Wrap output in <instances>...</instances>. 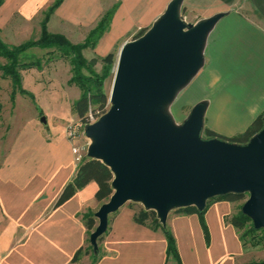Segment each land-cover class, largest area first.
Instances as JSON below:
<instances>
[{
  "label": "crops",
  "instance_id": "crops-1",
  "mask_svg": "<svg viewBox=\"0 0 264 264\" xmlns=\"http://www.w3.org/2000/svg\"><path fill=\"white\" fill-rule=\"evenodd\" d=\"M55 1L4 0L1 38L20 45L14 42L18 37L41 34ZM171 1L63 0L47 26L80 43L112 11L109 29L91 48L93 57H103L149 28ZM183 12L193 21L226 12L210 35L206 66L190 88L196 91L191 104L210 101L205 127L227 137L244 132L264 113V0H184ZM43 115L38 113L16 134L9 130L0 154V264H78L73 257L88 241L82 215L104 203L96 199L98 184L92 181L56 206L79 162L67 126L51 125L46 115L43 124ZM234 208L227 200L208 208L209 241L197 213H170L168 225L182 264H253L246 261L240 232L228 220ZM134 214L130 205L112 214L101 243L103 256L92 264H178L167 260L165 233L137 223Z\"/></svg>",
  "mask_w": 264,
  "mask_h": 264
},
{
  "label": "water",
  "instance_id": "water-1",
  "mask_svg": "<svg viewBox=\"0 0 264 264\" xmlns=\"http://www.w3.org/2000/svg\"><path fill=\"white\" fill-rule=\"evenodd\" d=\"M184 0H172L138 38L121 47L110 108L85 125L87 156L101 160L114 192L94 213L90 234L97 253L110 215L128 202L155 210L163 225L178 208L204 210L209 199L247 194L242 212L264 228V125L248 142L204 137L208 99L178 122L171 105L206 62L208 39L226 12L186 22ZM264 120V116H263ZM47 124L46 116L40 118Z\"/></svg>",
  "mask_w": 264,
  "mask_h": 264
},
{
  "label": "trees",
  "instance_id": "trees-1",
  "mask_svg": "<svg viewBox=\"0 0 264 264\" xmlns=\"http://www.w3.org/2000/svg\"><path fill=\"white\" fill-rule=\"evenodd\" d=\"M3 1L4 0H0V4H2ZM62 1L63 0H56L49 8L42 21L39 38L26 41L20 45H11L6 43L0 36V58L5 60L4 62H0V72L3 78H8L12 82V99H14L17 92L28 94L32 97L33 95L23 87V71L41 66L44 59L37 58L27 61L23 54L30 48L38 47L47 50V54L49 55L47 57L48 60L58 53L59 56L67 58L70 62L72 76L69 83L76 84L81 90L79 99H77L73 105L74 113L78 116L79 120H86L89 112L100 117L108 110L107 105L109 104L110 97L105 91V79L116 61V54L114 52H109L101 58L93 57L88 59L84 54V50L88 48L94 49L97 46L104 33L109 29L112 11L107 12L102 17L98 25L89 33L84 42L74 43L64 34L52 33L48 30L47 25L50 15ZM147 29L148 28L141 29L134 38L143 35ZM99 61L103 63L101 73H97L94 69ZM41 114H43V112H41ZM263 116L264 113L258 115L244 132L235 134L231 137L221 135L208 127H205L203 134L206 138L219 137L237 143H246L254 134L262 129L264 125ZM113 178L114 175L107 165L101 160L88 157L86 154L78 164L75 177L64 187L56 202V206H60L66 202L80 188H83L92 181L98 184V189L95 194L96 199L100 202H105L114 192L112 187ZM246 197L247 194L230 193L209 199L206 208L202 211L198 210L195 206H189L175 209L172 212L182 214L197 213L206 239L209 241L210 232L205 219L208 208L213 203L220 200L235 202L246 199ZM132 204L131 206L135 209L134 220L137 223L145 225L153 230L160 229L165 233L167 239V260L173 259L177 261L178 264H182L176 238L168 223L163 225L157 217L155 210H147L141 204L137 208L134 204L138 203L135 202H132ZM94 213V211L88 210L82 215L88 230V245L77 250L72 262H77L83 254L90 255L92 263H96L103 256L104 251L101 247V243L104 239V235L99 238V249L97 253L94 252V248L90 243V234L97 226V219ZM228 220L239 232L243 230L242 234L240 233V239L244 247L246 245V239L249 240L252 246H258L264 243V228L256 229L251 219L242 212V206L237 213L229 215ZM253 264H264V260L253 261Z\"/></svg>",
  "mask_w": 264,
  "mask_h": 264
},
{
  "label": "rangeland",
  "instance_id": "rangeland-1",
  "mask_svg": "<svg viewBox=\"0 0 264 264\" xmlns=\"http://www.w3.org/2000/svg\"><path fill=\"white\" fill-rule=\"evenodd\" d=\"M183 16L188 23L196 22L189 19L186 12H183ZM36 36H40V33L38 35L29 34L23 37H18L14 42L15 44H21L29 40H34L37 38ZM133 38L134 37H132V39ZM123 44L124 43L119 42L114 51H111L116 54V61ZM84 54L88 57V59L90 56L92 58L94 55L91 52V48L85 50ZM23 56L27 61L35 60L37 58H43L44 60L41 66L23 71V87L33 95L32 97L28 94H21L20 92H17L14 99H12V82L8 78H3L0 72V154L5 152L4 146H6L7 143L6 140L9 130L12 134H16L24 124L29 122L31 118L35 117L38 113H45L44 115L49 117V123L54 126H68L78 120L77 115L73 111V105L75 101L79 99L81 90L76 84L69 83L72 76L69 60L59 56L58 53L47 60V57L49 56L47 54V50L38 47L30 48L23 54ZM1 60L2 59L0 58V61ZM116 61L111 68L109 75L105 79V91L109 97L113 85ZM205 66L206 62L204 67L201 68L194 79L178 93L176 99L170 107L172 114L178 122H181L184 118H186L194 106L191 104V101L194 96H196V91L190 88L192 84L201 76ZM102 68L103 63L99 61L94 69L97 73H101ZM109 108L110 103L107 105V109ZM89 142L90 140L86 137H82L78 141L79 145L85 146L83 150L85 154H87ZM246 199L234 202L235 208L232 214L239 211ZM125 205L131 206L133 204L132 202H128ZM134 205L138 208L140 203ZM111 218L112 215H110L109 223ZM242 232L243 230L240 233L242 234ZM244 249L246 251V261L264 260V243L258 246H252L249 240L246 239ZM78 264H92L91 256L83 254L80 257Z\"/></svg>",
  "mask_w": 264,
  "mask_h": 264
},
{
  "label": "built area",
  "instance_id": "built-area-1",
  "mask_svg": "<svg viewBox=\"0 0 264 264\" xmlns=\"http://www.w3.org/2000/svg\"><path fill=\"white\" fill-rule=\"evenodd\" d=\"M99 117L89 112L88 117L86 120H77L76 122L69 124L66 127V134L67 137L72 140L76 141V144L73 146V152L76 155V160L80 162L84 155H86L83 150L85 146H81L78 144V141L82 137H86L84 133L85 125L95 122ZM87 138V137H86ZM89 145V143H88Z\"/></svg>",
  "mask_w": 264,
  "mask_h": 264
}]
</instances>
